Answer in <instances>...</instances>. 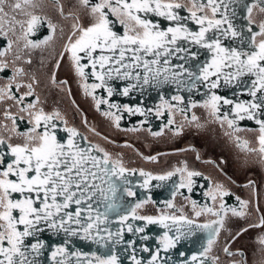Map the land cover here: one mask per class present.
<instances>
[{"label": "snow or ice", "instance_id": "6c2138e0", "mask_svg": "<svg viewBox=\"0 0 264 264\" xmlns=\"http://www.w3.org/2000/svg\"><path fill=\"white\" fill-rule=\"evenodd\" d=\"M54 3L59 17L71 21L64 37L66 43L58 53L54 68L59 70L60 62L67 59L75 75L82 81L84 94L92 98L98 112H101L102 104H107L109 109L119 110L118 105L109 104L108 100L98 99L95 95L97 89H104L111 97L113 88L108 81L113 78L135 81L123 89L125 96L137 85L151 81L174 83L178 89L189 92L197 89L202 82L207 89V98L199 105L189 101L188 107L204 108L213 121L224 129V135L233 141L237 149L248 156H255L264 167V0L250 3L243 0H76L67 12L60 0H54ZM241 4L246 11L247 37L233 22L237 10L232 6ZM40 7L39 0H0V35L7 42V46L0 50V73L7 75L6 69L10 65L12 67V77L7 83L0 84V264H38L37 258L42 255L44 243L39 240L26 243V239L43 231V226L107 247L110 243L120 244L123 241L124 227L130 233H144L145 227L134 228L128 223L130 218L144 221L145 225H159L166 231L159 238L160 247L151 254L147 264H166L161 252L167 253L176 248L183 237L195 234L197 229L207 234L206 246L185 260L184 264H219V257L212 255V252L229 213L241 219L253 211L260 213L258 223H251L248 227L264 229V211L259 202L253 204L251 199L236 196L239 208L226 207L224 197L233 193L222 183L214 184L205 193L213 202L212 206L206 204L199 207L192 201L191 215L185 207H177L174 201L179 189L187 188L191 192L195 183L193 178L202 175L199 171L190 170L187 163L164 175H153L143 169L128 168L122 156L114 157L99 144L89 143L88 147H81L80 140H87V137L81 136L77 128L68 127V121L59 110L45 111L36 92L40 81L23 66L17 65L19 61L28 65L32 63L30 54L25 59L22 52L54 43L58 31L64 34V27L37 14ZM254 10H258L259 20L254 17ZM182 12H187V15H182ZM150 16L159 17L169 22L170 26L162 28ZM188 21L197 25L198 30L193 31ZM45 23L50 34L39 42L31 39L36 35L38 26ZM228 38L238 40L241 45L246 43L247 49L224 46L222 41ZM185 45L207 49L210 59L197 65L196 70L185 68L183 63L172 66L173 59L185 63L189 59H196L198 53H193ZM181 53L183 55H179ZM89 77L98 83L89 84ZM242 77L252 79L243 81ZM49 78L51 84L61 90L68 83L66 80L57 81L55 71L51 72ZM221 80L225 84L238 81L246 88V95L251 99L235 102L217 95L213 90L220 87ZM29 97L33 99L29 101ZM172 99L184 104L183 96H173ZM222 105H230L231 108L222 112ZM163 106L169 112L168 125L176 123L174 117L179 112L188 124L195 123L197 127H202L200 117L193 113L189 119L184 107L173 111L174 106L167 101H163ZM125 111L133 110L125 106ZM24 114L31 127L27 131H20L18 119L23 120ZM133 114L144 113L136 108ZM156 114L163 115L160 110ZM101 115L120 129V116L112 111H102ZM243 120L254 121L258 126L256 129H246L256 133L252 140L238 135L245 131L239 127V122ZM57 122L65 126L63 131L68 134L66 142L57 137ZM84 123L87 126L86 120ZM182 128L183 123L175 134L179 135ZM89 131L94 132L95 129L90 128ZM151 134L161 136L163 130ZM143 159L155 162L157 158L151 156ZM196 159H200L198 153ZM137 171L144 177L140 187L145 189L153 180L164 181L180 176V182L172 193L173 199L166 205L174 211L158 216L139 214L137 210L151 202L149 197L122 214L120 227L115 231L107 226L101 227L107 224L110 212L125 207L123 203L117 204L120 199L118 192L136 195L127 187L131 182L126 177ZM204 179L208 180L209 177L205 176ZM245 187L256 192L253 181H249ZM100 205L104 206L103 212ZM201 216L215 219L198 223ZM248 227L237 232L235 237L248 231ZM141 239L147 240L148 237L142 236ZM67 243L65 241L64 246L51 251L52 264H120L114 252L106 256L95 252H70ZM133 243L129 242L127 247L132 248ZM257 243L262 257L259 264H264V234L258 237ZM142 251L149 252L150 249L144 247ZM223 252L232 257L229 264H246L243 252H233L229 245L223 247ZM237 256L241 259L236 260ZM131 260L132 264H142L134 249Z\"/></svg>", "mask_w": 264, "mask_h": 264}, {"label": "flooded vegetation", "instance_id": "af4514ba", "mask_svg": "<svg viewBox=\"0 0 264 264\" xmlns=\"http://www.w3.org/2000/svg\"><path fill=\"white\" fill-rule=\"evenodd\" d=\"M41 7L37 9V14L43 17L52 19L54 23H58L64 27V34L57 32V37L54 43L48 46H42L37 49H29L27 53H21L25 59L30 58V65L24 64L23 61L17 62L18 66H23L30 75H35L40 81L36 87V92L41 98V106L47 112L59 110L68 121V127L77 128L81 136L87 137V140H80L81 147H88L89 143L99 144L106 148L113 156H122L128 168L143 169L146 172H151L153 175H164L168 171H172L176 167H183L187 163L190 170H196L202 173L199 177H194L195 183L192 186V191L187 188L179 189L175 197L177 207H185L188 214L191 215V202L195 201L199 207L204 205L212 206L213 202L205 195L210 188L216 183H222L224 187L233 193V195L224 197L226 207L239 208V202L236 196L241 199H251L253 204L257 201L259 206L264 211V167H262L255 156H248L237 149L232 140L224 135V129L209 116L208 112L201 107H188L189 101H194L198 105L207 98V89L201 82L197 89L189 92L186 89H178L174 83L158 84L156 81H151L149 84L137 85L127 96L123 95V89L130 83L121 78H113L108 81V85L113 88V95L108 96L104 89H97L95 95L98 99L103 98L108 100L109 104H116V108L109 109L107 104L101 105L102 111H112L121 117L120 129H117L111 120L106 119L95 108V102L90 96L84 94L81 87L82 81L75 75L67 59L60 62L59 70L54 68V64L58 59V53L62 51V46L66 43L65 36L67 35L71 21H65L59 17L54 0H39ZM76 0H60L65 6V11H69L70 5H74ZM244 3L254 2V0H243ZM236 7L237 15L233 17V22L238 30H243L245 36H248L246 31L247 20L246 11L241 5H233ZM182 15H187V12H182ZM254 17L259 20L258 10H254ZM154 22H158L162 28H167L169 22L162 20L159 17H151ZM189 27L196 31L198 26L187 22ZM50 32L46 23L41 24L37 28L36 35L31 37L36 42L44 39ZM211 35V33H209ZM226 47H243L247 49V44L241 45L238 40L234 41L231 38L224 39ZM184 43V42H181ZM7 46L5 38L0 35V50ZM190 47L193 53H198L196 59L185 61L173 59L172 66L183 63L185 68L196 70L197 65L203 64L210 59V54L207 49L199 48L198 46L185 45ZM183 55V53L179 54ZM11 60V57L9 58ZM55 71L57 81L66 80L67 85L61 88L55 87L50 82V74ZM90 71V70H88ZM179 71V69H176ZM7 75L0 73V84L7 83L12 77V67L6 69ZM26 80V78H23ZM251 77H242L243 81H250ZM98 83L94 78L89 77L88 81ZM236 85V87H233ZM69 90L71 95H69ZM217 95L231 99L235 102L250 100L251 97L246 95V88L242 87L238 81H233L232 84H225L221 80L220 87L213 90ZM183 96L184 104H179L173 100V96ZM29 97L28 100H32ZM75 101V103H73ZM163 101H167L173 105V111L177 108L184 107L189 119L195 113L200 117L199 123L202 127H197L195 123L188 124L184 121L183 115L176 112L174 117L176 123L168 125L167 121L170 118L166 106L161 107ZM10 103V102H9ZM125 106L132 109V112L125 111ZM136 108L143 111V115L133 114ZM230 105H222L221 111H228ZM157 110H160L163 115H157ZM87 121L85 126L84 121ZM183 123V128L180 134H175L179 126ZM57 137L62 142H66L67 133L63 131V123L57 122ZM18 127L20 131H27L31 125L27 123V115L24 114V119H18ZM239 127L245 129L238 133L242 138L252 140L256 135L255 132H248L246 129H256L258 126L254 121L243 120L239 122ZM95 131H89V129ZM122 129V130H121ZM130 129H139L138 131H130ZM163 130V135L153 136L151 133L160 132ZM96 133H99L97 135ZM106 137L107 139H103ZM112 143H108V141ZM130 145V147H125ZM194 149V150H193ZM197 153L200 159H196ZM155 156V162H150L143 157ZM245 160L248 162L245 163ZM211 161L212 163H207ZM209 177L205 180L204 177ZM127 180L131 183L127 187L131 188L136 195L128 196L123 191L118 192L117 204L123 203L124 208H117L110 212L108 217L116 215L114 221L107 226L112 231L120 227L119 219L122 214H125L128 209L135 206L139 201H143L151 197V202L144 205L142 209L137 210L141 215L158 216L164 213H172L174 209L167 208V202L173 199L172 193L176 185L180 182V176H173L171 179L159 181L153 180L147 189L140 187L143 184L144 177L139 175V171L134 175H127ZM249 181L255 182L256 192L253 193L249 188L245 187ZM120 183V181H117ZM182 193V195L180 194ZM75 207V206H73ZM95 207V205H94ZM100 211H104V206L100 205ZM218 208V203L216 205ZM179 213H177L178 215ZM260 213L253 211L249 216L241 219L234 217L230 213L225 219V228L221 230L220 236L213 247L212 255L219 257V264H229L232 257L225 255L223 247L230 246L233 252L240 251L244 253L243 259L246 264H259L262 257L259 253V245L257 239L264 234V229L248 227L251 223H258ZM215 217L201 216L198 218V223H206ZM128 223L133 227H145L144 233L128 232L127 228L123 230V241L120 244H108L107 247H101L99 244L93 243L91 240H82L79 236H69L63 231L43 226L44 230L37 232L35 237H28L26 243H35L37 240L44 243V248L41 250L37 260L38 264H52L51 251L58 246H64L67 241V248L70 252L80 251L83 253H97L101 256L110 255L113 252L118 256L120 264H132L131 253L135 250L137 259L142 260V264H147V260L153 252L160 247L158 241L164 234L166 229L159 225H145L144 221H133L131 218ZM73 227H76L73 225ZM248 227V231L243 232L239 237L235 234L241 229ZM187 231V228L184 229ZM174 235V233H170ZM142 236H147L148 239H141ZM76 239L78 242H76ZM132 248H128L129 242H133ZM207 243V234L199 229L195 234H189L183 237L177 244L176 248L170 249L169 252H161V257L166 260V264H184L185 260L190 259L192 255L198 254ZM77 246V247H76ZM148 247L149 252H143L142 248ZM74 259V258H73ZM241 257L237 256L236 260Z\"/></svg>", "mask_w": 264, "mask_h": 264}, {"label": "water", "instance_id": "95a60500", "mask_svg": "<svg viewBox=\"0 0 264 264\" xmlns=\"http://www.w3.org/2000/svg\"><path fill=\"white\" fill-rule=\"evenodd\" d=\"M115 218H116V215H113V216L108 217V221H107V224H106V225L111 224L112 221H114ZM76 242H78L77 239H76ZM76 247H77V246H76Z\"/></svg>", "mask_w": 264, "mask_h": 264}]
</instances>
